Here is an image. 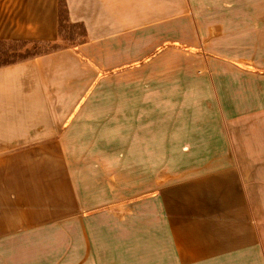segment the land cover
Here are the masks:
<instances>
[{
	"label": "crops",
	"instance_id": "crops-1",
	"mask_svg": "<svg viewBox=\"0 0 264 264\" xmlns=\"http://www.w3.org/2000/svg\"><path fill=\"white\" fill-rule=\"evenodd\" d=\"M208 1L0 0V40L54 44L64 11L86 41L0 67V264H264V142L133 186L71 167L79 113L55 107L96 103L97 73L174 71L172 45L218 38Z\"/></svg>",
	"mask_w": 264,
	"mask_h": 264
},
{
	"label": "rangeland",
	"instance_id": "rangeland-1",
	"mask_svg": "<svg viewBox=\"0 0 264 264\" xmlns=\"http://www.w3.org/2000/svg\"><path fill=\"white\" fill-rule=\"evenodd\" d=\"M205 10L219 23L218 38L197 46L176 42L174 48L193 55H176L174 71H145L140 87L121 84L118 71L97 73L96 103L55 105L79 113L73 126L71 118L64 126L74 170L100 180L121 172L134 186L136 179L150 181L157 167L197 169L229 146L264 142V0H209ZM84 37L63 11L54 44L0 40V67L77 48Z\"/></svg>",
	"mask_w": 264,
	"mask_h": 264
}]
</instances>
